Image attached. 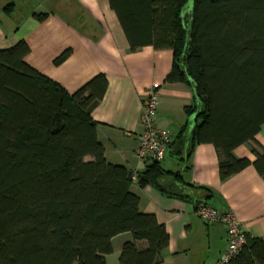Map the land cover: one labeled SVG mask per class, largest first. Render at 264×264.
Returning <instances> with one entry per match:
<instances>
[{
    "label": "trees",
    "instance_id": "obj_1",
    "mask_svg": "<svg viewBox=\"0 0 264 264\" xmlns=\"http://www.w3.org/2000/svg\"><path fill=\"white\" fill-rule=\"evenodd\" d=\"M109 5L131 51L170 49L173 64L165 81L193 88L196 104L186 112L196 113L197 123L187 159L195 144L210 143L222 180L251 164L264 178V149L255 139L264 123V0ZM28 53L24 41L0 50V264H106L112 238L123 233L132 240L123 243L119 264H156L168 246L166 228L139 211L132 172L108 163L97 138L91 114L107 90L106 76L98 74L68 94L25 63ZM247 142L254 144L253 162L232 154ZM136 175L138 186L165 194L173 189L161 187L162 178L180 181L179 173L160 163ZM263 263L264 241L248 236L230 264Z\"/></svg>",
    "mask_w": 264,
    "mask_h": 264
},
{
    "label": "crops",
    "instance_id": "obj_2",
    "mask_svg": "<svg viewBox=\"0 0 264 264\" xmlns=\"http://www.w3.org/2000/svg\"><path fill=\"white\" fill-rule=\"evenodd\" d=\"M190 5L191 1L183 12L184 19ZM36 14L46 16L39 20ZM19 41L29 47L25 63L68 94L98 74L106 76L108 87L93 109L92 119L98 124L97 138L107 162L131 172H142L152 163L138 159L134 152L142 131V99L148 90H157V125L172 135L160 165L164 171L179 173L180 181L171 176L161 179V187L172 186V194L150 185L140 187L136 181L130 186L139 197V211L153 214L168 233V246L156 264H215L224 252L226 225L197 216L195 209L200 202L220 213L233 211L249 237L264 241V178L255 167L251 164L222 180L212 144H195L190 158L186 157L185 148L197 123V114L189 115L186 109L196 104V99L192 87L165 81L173 64L170 49L146 46L131 51L109 0H0V50ZM64 51L70 52L67 58L55 64ZM255 139L264 149V123ZM253 148L254 144L247 142L232 154L253 162ZM130 240V233L112 238L106 264H119L121 247Z\"/></svg>",
    "mask_w": 264,
    "mask_h": 264
},
{
    "label": "built area",
    "instance_id": "obj_3",
    "mask_svg": "<svg viewBox=\"0 0 264 264\" xmlns=\"http://www.w3.org/2000/svg\"><path fill=\"white\" fill-rule=\"evenodd\" d=\"M159 94L156 89H150L142 99L140 124L142 131L138 136V145L135 156L140 160L152 163L164 161L168 147L172 142L169 130L157 125V111ZM135 181L137 175L132 172ZM195 213L207 222H220L226 225L227 242L224 252L215 264H230L246 245L248 235L243 231L242 224L238 221L233 211L218 212L214 207L200 202L196 205Z\"/></svg>",
    "mask_w": 264,
    "mask_h": 264
},
{
    "label": "rangeland",
    "instance_id": "obj_4",
    "mask_svg": "<svg viewBox=\"0 0 264 264\" xmlns=\"http://www.w3.org/2000/svg\"><path fill=\"white\" fill-rule=\"evenodd\" d=\"M74 264H77V263H74Z\"/></svg>",
    "mask_w": 264,
    "mask_h": 264
},
{
    "label": "water",
    "instance_id": "obj_5",
    "mask_svg": "<svg viewBox=\"0 0 264 264\" xmlns=\"http://www.w3.org/2000/svg\"><path fill=\"white\" fill-rule=\"evenodd\" d=\"M190 7H191V5H190Z\"/></svg>",
    "mask_w": 264,
    "mask_h": 264
}]
</instances>
